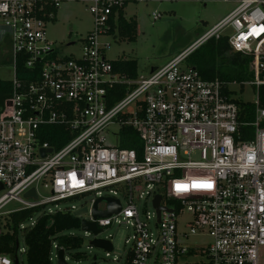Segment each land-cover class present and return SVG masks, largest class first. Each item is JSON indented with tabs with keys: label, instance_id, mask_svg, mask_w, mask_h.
<instances>
[{
	"label": "built area",
	"instance_id": "built-area-1",
	"mask_svg": "<svg viewBox=\"0 0 264 264\" xmlns=\"http://www.w3.org/2000/svg\"><path fill=\"white\" fill-rule=\"evenodd\" d=\"M65 1L84 3L92 15L77 56L61 54L45 36ZM233 1L187 48L131 78L113 70L105 54L110 43L99 40L120 38L127 0H0L11 68L10 94L0 108V215L37 206V216L72 213L73 204L57 203L81 200L89 216L78 217L79 224L86 220L99 230H83L92 240L112 249L109 236L97 237L101 229L131 228L123 258L110 264H264V109L257 100L264 84V0ZM222 36L232 52L251 58L250 80H206L185 64L198 46ZM116 86L121 96L114 100ZM232 86L254 88L252 119L235 103ZM50 125L70 135L58 148L41 140ZM123 140L132 146L122 147ZM178 184L186 188L177 190ZM30 188L36 199L23 197ZM105 199L116 200L118 211L93 215L94 205L107 210ZM10 202L17 206L2 211ZM31 218L17 225L15 251L0 254V264H18L17 253H25L19 234ZM190 236L209 242L188 244ZM59 249L53 241L50 261Z\"/></svg>",
	"mask_w": 264,
	"mask_h": 264
},
{
	"label": "rangeland",
	"instance_id": "rangeland-1",
	"mask_svg": "<svg viewBox=\"0 0 264 264\" xmlns=\"http://www.w3.org/2000/svg\"><path fill=\"white\" fill-rule=\"evenodd\" d=\"M236 3L233 0H175V1H141L127 0L124 11L126 17H132L137 23V34L133 41L123 38L115 39L110 36L100 37L99 40L110 43L106 50L108 60L121 58L135 59L137 75H146L151 68L164 65L179 52L187 48L201 34L208 31L216 22L228 14ZM152 11H158L160 17L153 20ZM92 15L87 6L79 1H65L55 11L54 19L45 25V36L52 41L61 54L79 55L81 39L92 30ZM72 42V43H70ZM11 68L9 63H0V78L9 79ZM232 97L242 102L255 100L254 88L244 86L240 89L232 86ZM46 195V191L41 192ZM59 207L73 204L72 214L79 218L89 216V205L81 200H65L57 203ZM102 205V203H101ZM17 206L10 202L2 211ZM53 208V205H50ZM37 214L33 215L34 220ZM3 215H0V229H2ZM26 225L29 221L25 222ZM72 235L81 237V246L72 252L64 254L67 264H110L112 258L122 259L128 247L124 240L130 236L131 228L124 224L112 223L101 229L97 237H108L112 249L106 256L103 248L90 244L93 236L84 232L80 226L69 231ZM196 242L204 245L209 242L207 236H190L188 244ZM19 247H23L22 235L19 234ZM80 252V259L72 258V253ZM54 253V252H53ZM71 253V254H70ZM93 256L95 259H93ZM18 264H25L24 253H17ZM52 264H57L54 258Z\"/></svg>",
	"mask_w": 264,
	"mask_h": 264
},
{
	"label": "trees",
	"instance_id": "trees-1",
	"mask_svg": "<svg viewBox=\"0 0 264 264\" xmlns=\"http://www.w3.org/2000/svg\"><path fill=\"white\" fill-rule=\"evenodd\" d=\"M126 2L124 3V7ZM123 7V8H124ZM120 28L118 33L120 38L133 41L137 34V23L132 17H120ZM251 58L239 52H232L225 37L210 38L205 43L198 46L186 58L185 64L195 69L203 79H217L224 83L241 82L250 80L253 77L249 69ZM114 71L126 74L134 78L137 75L135 59H117L111 61ZM19 77L23 72V61L18 63ZM264 72L261 73L263 77ZM22 76V75H21ZM121 87L116 86L114 90V100L121 96ZM10 94L9 79L0 78V108H2ZM258 106L264 109V84L257 89ZM235 103L244 112L246 119H252L254 104L235 100ZM46 134L42 136V141H47L49 145L58 148L69 140L70 135L60 125L45 126ZM122 147H131L132 144L123 140ZM42 206L23 209L9 213L3 217L6 231L0 233V254L12 255L15 251L17 236V225L40 212ZM79 227V219L69 212L56 211L52 214L40 213L33 225L22 229L21 235L25 246V264H52L49 260L51 243L56 242L57 246L64 252L77 250L82 239L77 235L69 233L72 229ZM71 254V253H70ZM72 258L80 259L83 255L80 252L72 253Z\"/></svg>",
	"mask_w": 264,
	"mask_h": 264
},
{
	"label": "water",
	"instance_id": "water-1",
	"mask_svg": "<svg viewBox=\"0 0 264 264\" xmlns=\"http://www.w3.org/2000/svg\"><path fill=\"white\" fill-rule=\"evenodd\" d=\"M45 150H40L41 154L44 153ZM48 151H50V149H48ZM23 197L24 198H33L36 199L37 195L34 191V188H30L29 190H27L26 192L23 193ZM100 200V199H98ZM97 200V201H98ZM107 201V210L106 211H96L95 210V205L93 208V215H99V216H108L110 215L112 212H117L119 209L118 203L116 200H112V199H105ZM80 228L82 230H90L93 233H97L99 230L96 229L95 224L92 222H88L86 220H81L80 224H79ZM90 244H92L95 247H100V248H104L107 250L111 249V244L108 241H104V240H100V239H93L90 241ZM15 246H17V242H15ZM94 259V256H93ZM57 264H67L64 259H63V251L61 249H59L57 251V260H56ZM14 264H16V260L14 261Z\"/></svg>",
	"mask_w": 264,
	"mask_h": 264
},
{
	"label": "crops",
	"instance_id": "crops-1",
	"mask_svg": "<svg viewBox=\"0 0 264 264\" xmlns=\"http://www.w3.org/2000/svg\"><path fill=\"white\" fill-rule=\"evenodd\" d=\"M7 62L10 65L8 54V38L4 33L3 28L0 26V63Z\"/></svg>",
	"mask_w": 264,
	"mask_h": 264
},
{
	"label": "snow or ice",
	"instance_id": "snow-or-ice-1",
	"mask_svg": "<svg viewBox=\"0 0 264 264\" xmlns=\"http://www.w3.org/2000/svg\"><path fill=\"white\" fill-rule=\"evenodd\" d=\"M261 31H264V27H262L261 29H260ZM186 188V186H184V185H177V190H184Z\"/></svg>",
	"mask_w": 264,
	"mask_h": 264
}]
</instances>
